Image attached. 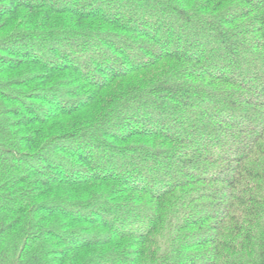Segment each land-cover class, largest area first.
Instances as JSON below:
<instances>
[{
	"label": "trees",
	"instance_id": "16d2710c",
	"mask_svg": "<svg viewBox=\"0 0 264 264\" xmlns=\"http://www.w3.org/2000/svg\"><path fill=\"white\" fill-rule=\"evenodd\" d=\"M0 264H264V0H0Z\"/></svg>",
	"mask_w": 264,
	"mask_h": 264
},
{
	"label": "rangeland",
	"instance_id": "374dc122",
	"mask_svg": "<svg viewBox=\"0 0 264 264\" xmlns=\"http://www.w3.org/2000/svg\"><path fill=\"white\" fill-rule=\"evenodd\" d=\"M44 105H46V104L42 103V106H44ZM54 174H56V171H54L53 169H51L50 175H54Z\"/></svg>",
	"mask_w": 264,
	"mask_h": 264
}]
</instances>
